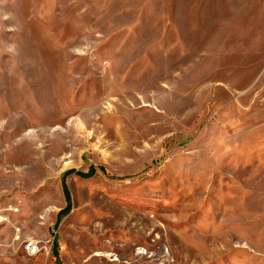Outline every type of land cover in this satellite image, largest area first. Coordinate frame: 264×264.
Returning a JSON list of instances; mask_svg holds the SVG:
<instances>
[{
	"label": "rangeland",
	"instance_id": "1",
	"mask_svg": "<svg viewBox=\"0 0 264 264\" xmlns=\"http://www.w3.org/2000/svg\"><path fill=\"white\" fill-rule=\"evenodd\" d=\"M0 209V264H264V0H0Z\"/></svg>",
	"mask_w": 264,
	"mask_h": 264
},
{
	"label": "built area",
	"instance_id": "2",
	"mask_svg": "<svg viewBox=\"0 0 264 264\" xmlns=\"http://www.w3.org/2000/svg\"><path fill=\"white\" fill-rule=\"evenodd\" d=\"M6 211H17L15 206H8L7 208H5ZM0 209V224L9 221L8 215L6 212H3ZM19 229L16 227L15 228V234H14V239H18L19 238ZM22 249L24 251V253L28 256H34L36 254H38L42 247H41V243L39 240H35V239H27L22 241Z\"/></svg>",
	"mask_w": 264,
	"mask_h": 264
},
{
	"label": "trees",
	"instance_id": "3",
	"mask_svg": "<svg viewBox=\"0 0 264 264\" xmlns=\"http://www.w3.org/2000/svg\"><path fill=\"white\" fill-rule=\"evenodd\" d=\"M67 172H71V171H67ZM93 174V169L90 168L87 172L83 173V172H79L78 175L84 178L90 177ZM63 191H64V196L66 198L67 204L69 205V193L67 191V188L65 186V184L63 185ZM57 254V253H56Z\"/></svg>",
	"mask_w": 264,
	"mask_h": 264
}]
</instances>
